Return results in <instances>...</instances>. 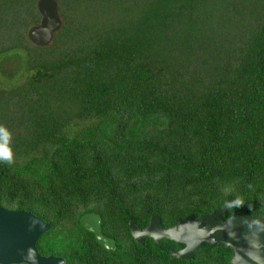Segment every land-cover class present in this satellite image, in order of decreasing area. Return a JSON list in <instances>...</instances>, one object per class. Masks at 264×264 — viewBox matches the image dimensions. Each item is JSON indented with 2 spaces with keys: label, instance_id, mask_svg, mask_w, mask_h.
<instances>
[{
  "label": "trees",
  "instance_id": "16d2710c",
  "mask_svg": "<svg viewBox=\"0 0 264 264\" xmlns=\"http://www.w3.org/2000/svg\"><path fill=\"white\" fill-rule=\"evenodd\" d=\"M36 0H0V57L26 77L0 87L14 163H0V207L50 225L40 255L64 264H230L222 243L192 259L128 222L163 226L234 203L264 214V0H56L62 20L30 44ZM100 217L106 251L78 218ZM23 264V263H21Z\"/></svg>",
  "mask_w": 264,
  "mask_h": 264
},
{
  "label": "water",
  "instance_id": "95a60500",
  "mask_svg": "<svg viewBox=\"0 0 264 264\" xmlns=\"http://www.w3.org/2000/svg\"><path fill=\"white\" fill-rule=\"evenodd\" d=\"M35 8L39 20L27 28L25 36L30 44L46 47L62 25L58 5L56 0H36ZM233 203V199L228 198L222 206L208 213L184 216L170 226H163L152 211L144 228H137L130 220L128 231L137 243L148 237L154 242L167 239L181 244L170 253L177 259H192L194 252L205 243L212 246L222 243L232 251L230 264H264V214L223 220V212ZM78 223L106 251L115 248V241L101 232L97 214L83 213ZM49 228L48 223L28 211L0 207V264H64L59 256L40 255L37 251L38 237Z\"/></svg>",
  "mask_w": 264,
  "mask_h": 264
},
{
  "label": "rangeland",
  "instance_id": "374dc122",
  "mask_svg": "<svg viewBox=\"0 0 264 264\" xmlns=\"http://www.w3.org/2000/svg\"><path fill=\"white\" fill-rule=\"evenodd\" d=\"M19 61L13 54L0 57V87H8L11 83H19L25 77L21 66L18 68Z\"/></svg>",
  "mask_w": 264,
  "mask_h": 264
},
{
  "label": "clouds",
  "instance_id": "9594fccd",
  "mask_svg": "<svg viewBox=\"0 0 264 264\" xmlns=\"http://www.w3.org/2000/svg\"><path fill=\"white\" fill-rule=\"evenodd\" d=\"M0 163H14L12 133L3 125H0Z\"/></svg>",
  "mask_w": 264,
  "mask_h": 264
}]
</instances>
